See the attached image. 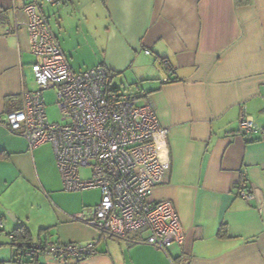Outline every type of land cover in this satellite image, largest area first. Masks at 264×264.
<instances>
[{
	"label": "crops",
	"instance_id": "0c3cea01",
	"mask_svg": "<svg viewBox=\"0 0 264 264\" xmlns=\"http://www.w3.org/2000/svg\"><path fill=\"white\" fill-rule=\"evenodd\" d=\"M25 1L44 4L73 72L103 65L116 74L111 87L122 78L120 89L125 81L122 90L154 108L166 132L159 141L166 164L149 199L172 202L184 232L165 253L142 242L99 240L95 229L73 221L97 205L99 190H91L94 199L89 190L65 192L51 146L31 150L2 124L29 91ZM247 1L0 0L1 222L5 211L13 217L0 229V264H18L8 233L20 224L30 231L31 212L44 204L36 224L50 229L52 242L99 241L96 254L79 262L43 255L39 264H264V0ZM243 113L257 133L245 135ZM241 189L255 198L243 200ZM146 237L143 230L129 235Z\"/></svg>",
	"mask_w": 264,
	"mask_h": 264
},
{
	"label": "built area",
	"instance_id": "2783aa9c",
	"mask_svg": "<svg viewBox=\"0 0 264 264\" xmlns=\"http://www.w3.org/2000/svg\"><path fill=\"white\" fill-rule=\"evenodd\" d=\"M62 1L44 0L51 6ZM43 8V3L34 1H25L22 8L21 26L34 59L30 71L37 89L22 93L19 106L1 122L10 134L23 137L31 150L42 144L51 146L64 191L99 190L97 205L85 208L72 220L98 230L99 240L142 242L165 253L172 244H180L184 235L172 202L149 199L165 171L159 141L166 132L152 105L138 104L135 97L108 88L104 66L81 72L70 69ZM145 54L151 52L145 50ZM46 89L54 90L62 123L47 120L41 97ZM240 126L246 135L257 133L244 113ZM82 168H89L86 178L80 175ZM237 195L245 201L255 198L244 189ZM140 230L147 232L144 240L129 239ZM99 240L47 243L27 254L77 261L95 255Z\"/></svg>",
	"mask_w": 264,
	"mask_h": 264
},
{
	"label": "trees",
	"instance_id": "16d2710c",
	"mask_svg": "<svg viewBox=\"0 0 264 264\" xmlns=\"http://www.w3.org/2000/svg\"><path fill=\"white\" fill-rule=\"evenodd\" d=\"M235 2V6H241L246 5L248 3L247 0H233ZM161 65L169 69L167 63L165 60H161ZM103 66V65H102ZM108 71V70H107ZM108 88H110L112 91L117 92L119 94H126L131 95L135 97L138 101L139 98H141V95L139 93H129L127 92L126 88L124 90L118 88V87H111V79L116 76V74L108 71ZM168 82V80L166 81ZM165 82V83H166ZM146 94H142V97H145ZM139 104V103H138ZM264 138V129H262L261 132H259ZM246 135V134H245ZM239 193V192H238ZM75 221V220H73ZM225 235V230L222 228L220 230V237H223ZM51 235H50V229L49 228H41L38 230V236L36 238V242H33L31 232L29 229L24 225L20 224L16 228H14L10 233H8V238L10 239V246H12L14 250V263L18 264H39V258L41 257L40 254H36L34 252H29V255L27 252L37 245L41 246V248H45L47 243H53V244H68V243H56L51 241ZM72 243V242H69ZM96 254V253H95ZM90 256H86L85 258H88ZM17 259V260H16ZM24 259V260H23ZM82 259V260H83ZM78 262L81 260H77Z\"/></svg>",
	"mask_w": 264,
	"mask_h": 264
},
{
	"label": "rangeland",
	"instance_id": "374dc122",
	"mask_svg": "<svg viewBox=\"0 0 264 264\" xmlns=\"http://www.w3.org/2000/svg\"><path fill=\"white\" fill-rule=\"evenodd\" d=\"M51 25L53 27V22L51 21ZM57 38V36H56ZM30 53V52H29ZM27 63L28 64H31L34 59L32 57L31 54H28L27 55ZM68 57V56H66ZM66 60L69 61V59L67 58ZM89 69V68H87ZM73 70H78V68H73ZM86 70V69H85ZM84 71V70H82ZM75 72H78V71H75ZM120 80H122V78H114V84L113 86H115V84L118 85V88L120 87ZM24 81L27 85V88L29 91H34L37 89V86L35 85V82H34V77H33V74L31 73L30 69L28 66H25V70H24ZM125 86L126 87V83L125 81L123 82V85L121 86V89H123ZM41 97H42V102L44 104V107H45V114L47 116V120L48 122L50 123H62L61 121V115L57 109V106L55 105V93H54V90L53 89H46L44 91L41 92ZM89 174V168H82L80 169V175L82 178H86ZM92 189H90L88 192H92L91 191ZM95 190V189H94ZM39 188L37 187L36 188V197L39 198L40 195H39ZM66 192V191H65ZM88 195H90V193H88ZM92 199H94V195L92 194ZM38 201V200H37ZM46 210L45 208V204L44 206L42 207V209H38V208H35L32 212H31V218H32V221H33V224H32V230L30 229L31 231V236L33 239H36L37 236H38V229H39V226H37L36 224V221L38 220L39 218V215H41V213H43L44 211ZM1 218V217H0ZM11 218L7 215V211H5L3 213V218H2V223L3 221H7V222H10ZM83 224V223H82ZM3 224H1L0 226V229L2 228ZM88 226V225H86ZM91 227V226H90ZM94 229V228H93ZM96 230V229H95ZM98 233L99 231L96 230ZM100 234V233H99Z\"/></svg>",
	"mask_w": 264,
	"mask_h": 264
},
{
	"label": "water",
	"instance_id": "95a60500",
	"mask_svg": "<svg viewBox=\"0 0 264 264\" xmlns=\"http://www.w3.org/2000/svg\"><path fill=\"white\" fill-rule=\"evenodd\" d=\"M9 217L11 218V220H13V217H11L10 215H9Z\"/></svg>",
	"mask_w": 264,
	"mask_h": 264
}]
</instances>
